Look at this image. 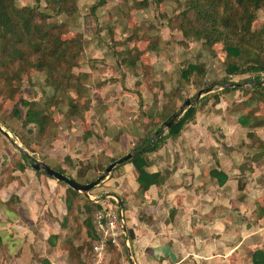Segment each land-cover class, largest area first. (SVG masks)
I'll list each match as a JSON object with an SVG mask.
<instances>
[{
  "label": "rangeland",
  "instance_id": "rangeland-1",
  "mask_svg": "<svg viewBox=\"0 0 264 264\" xmlns=\"http://www.w3.org/2000/svg\"><path fill=\"white\" fill-rule=\"evenodd\" d=\"M13 2L18 7H35V24L40 25L43 15H49L46 22L50 28L55 27V38L70 40L69 50L74 53L73 60L65 58L58 66L54 63L51 75L64 86L72 85L70 88L54 89L51 85L54 78L44 71L20 72L15 77L13 72L20 68L19 63H7L6 68H0L3 71L0 75V127L3 129L0 130V188L8 187L7 193L0 192V197L8 198L11 222L19 225L20 230L27 229L23 223L16 222L17 217L23 218L16 207L27 212L20 204L23 203L20 197H28L31 191L35 206L31 233L27 236L9 233L13 247L21 245L20 239L15 241L18 236L23 237L24 242L27 238L31 240L32 232L36 236L33 243L41 242L39 221L45 217L47 221L54 220L55 215H59L62 224L59 244L70 263L95 264L94 238L88 236V221L93 227V212L101 200L116 210L114 196H105L104 188L98 192L93 190L109 181V174L88 191L89 198L79 191L72 193L70 186L62 181L53 180L57 184L39 181L38 177L45 174L41 170L35 172L31 166L33 158L78 182L88 183L100 176L112 159L133 152L146 139H157V130L163 128L162 134L167 133L164 122L179 111L186 99H193L198 90L206 87L213 89L194 101L192 105L196 110L205 106L216 111L226 108L220 119L228 122V131L233 135L241 131L243 138L258 128L264 136V99L254 95L258 90L251 87L258 73L264 79V70L238 74L225 71L233 62L242 67L248 62L264 63V2L255 8L249 6L254 17L245 29L221 26L220 29L228 32L221 39L206 31L210 23L196 14L190 0ZM231 4L230 16L238 20V25L242 8L237 2ZM223 20L219 18L220 22ZM132 35L133 38L138 35L136 41ZM139 36L143 38L139 40ZM226 41L244 49L240 57L227 56ZM126 51L133 53L127 55V61L135 58L132 66L120 64L122 57L126 58ZM3 56L0 54V58ZM190 63L196 64L198 69L186 81L181 71ZM224 80L240 88L224 90L230 87L221 86L228 84ZM23 100L27 104L22 103ZM28 108L47 113L49 120L45 129L40 130L32 123L23 124ZM16 109L20 112L18 115ZM240 117L248 118L245 127L240 124ZM218 136L224 142L225 135L218 132ZM250 140L254 146L264 147L257 136ZM223 150L227 151L225 146ZM19 164H24L25 169L20 170ZM111 185L114 186L112 182L106 184L107 193H113ZM16 188L24 193L19 196ZM261 197L264 207V193ZM66 199L70 200L69 209ZM261 243L258 241L257 245ZM123 246L122 241L119 246L110 244L100 264H120L122 257L129 263ZM2 250L0 264H9L12 255L8 254V248Z\"/></svg>",
  "mask_w": 264,
  "mask_h": 264
},
{
  "label": "crops",
  "instance_id": "crops-1",
  "mask_svg": "<svg viewBox=\"0 0 264 264\" xmlns=\"http://www.w3.org/2000/svg\"><path fill=\"white\" fill-rule=\"evenodd\" d=\"M209 108L196 110L177 137L167 138L145 155L146 170L165 176L160 185L153 184L140 193L137 172L127 162L112 168L109 181L93 189L98 192L104 188L103 194L111 196L106 184L112 182L113 194L121 200L124 239L128 240L123 247L129 263L122 257L120 264H253V253L264 252V147L254 146L247 135L242 138L241 131L235 135L228 131V122L220 119L226 108ZM257 129L252 131L264 144ZM218 132L225 135L224 142ZM212 169L227 175L222 185L210 175ZM38 178L57 184L46 175ZM7 189L2 186L0 192L7 193ZM15 192L19 196L24 193L19 188ZM20 198L27 212L16 207L23 217L17 215L16 222L26 226L23 230L11 222L8 198L0 197V254L2 248H8L12 255L9 264H71L59 244V215L39 221L41 242L33 243L36 236L32 232L31 240L24 242L18 236L15 241L20 239L21 245L13 247L9 233L27 236L35 224L31 191L28 197ZM256 227L263 231L257 232ZM258 241L262 243L257 245Z\"/></svg>",
  "mask_w": 264,
  "mask_h": 264
},
{
  "label": "trees",
  "instance_id": "trees-1",
  "mask_svg": "<svg viewBox=\"0 0 264 264\" xmlns=\"http://www.w3.org/2000/svg\"><path fill=\"white\" fill-rule=\"evenodd\" d=\"M33 1L36 3L40 2V0ZM232 1L237 2L242 8V15L238 25V20H233L230 16ZM260 2H264V0H190V7L196 12L197 15L200 16V18L206 20L207 23H210V27H206V31L210 34H215L216 38L221 39L220 37H226L228 33L220 29L221 26L231 27L234 25V27H238L239 30L245 29L246 25L254 17V13L249 9V6L252 5L254 8L258 7ZM219 7L222 8L221 12H219ZM36 10L37 9H35V7L30 6L18 7L13 2V0H0V54L4 55L2 58H0V68H6L7 63H19L20 68L13 72V76L15 77H17L20 72L27 74L32 71H44L51 77L54 71V63H56V66H58L61 62L65 61V58L66 60H68V58L73 60L72 58L74 53L71 49L69 50L70 40H58L55 38V27L50 28L48 26L46 18L49 17V15L47 14L43 15V22L40 23V25L35 24L34 15L37 14ZM219 18H224V20L220 22ZM262 35L264 37V27ZM136 36L138 37V35ZM137 37L133 38L132 35L134 41H136ZM142 38V36H139V40ZM139 40H137V42H139ZM225 50L229 58H238L244 51V49L239 44L231 43L230 41L225 42ZM129 54L133 53L126 51V58L122 57L120 64L126 66L129 63V65L132 66L135 63V58L132 57L127 61V55ZM254 59L255 58H253V60ZM196 69H198L197 65L190 63L188 64L187 68L182 69L181 76L187 81L189 75ZM263 70L264 63L260 65L259 63L250 62H248V65L245 67H242L241 64L233 62L229 63L225 68V71L228 74H238L250 71L260 72ZM2 72L3 71L0 69V75ZM51 78H54L51 81V85L54 89L60 90L64 86L57 78ZM10 79L11 77L9 76L7 80L8 83ZM252 82L253 83L251 84V87L258 90V92H263L259 94L256 91L254 95L257 96L258 94L260 97H262V99H264V79L258 73ZM224 83H228L227 80H224ZM71 86L72 85H67L64 86V88H70ZM239 88L240 86L234 85L230 87H224V90ZM214 96L218 97V94H215ZM21 102L27 104V102L24 100ZM195 112V105L189 106L183 115L171 127L168 128L167 133L161 134V136L155 140L146 139L145 142L137 146L133 152L138 151L139 149H141V151L137 152L131 158L121 163L124 164L130 162L135 168L137 172L136 182L138 183V190L140 193L146 191L153 184L160 185L165 178V176L160 172H149L146 170L148 163L145 155L149 152L157 150L167 138L177 137L180 134L183 126L192 120ZM19 113V110L16 109L15 114L18 115ZM48 120V115L45 111H38L36 109L28 108L25 111L22 122L25 125L30 123L35 124L40 130H43L45 129ZM239 122L244 127L249 123L247 117H240ZM156 133L159 134L160 130H157ZM253 136H255V134L252 130L248 132L247 137L249 139L253 138ZM119 158L112 159L111 161L113 162ZM18 166L20 170L25 169L24 164H19ZM35 172L37 173L38 171L35 170ZM210 175L216 177L219 185H222L227 179V175L222 171H218L217 169H212L210 171ZM69 190L74 194L78 193V191H75L71 187ZM101 207L102 205L99 203V205H96L95 211ZM66 208H70V200L67 199ZM88 225V228H90V231H87L88 236L90 235L91 238H94L95 240V230L90 224V221H88ZM252 263L264 264V252L261 250H256L252 255ZM75 264L83 263L79 261Z\"/></svg>",
  "mask_w": 264,
  "mask_h": 264
},
{
  "label": "water",
  "instance_id": "water-1",
  "mask_svg": "<svg viewBox=\"0 0 264 264\" xmlns=\"http://www.w3.org/2000/svg\"><path fill=\"white\" fill-rule=\"evenodd\" d=\"M225 85H230V86H234L236 85V83H228V84H221L222 87H224ZM213 88L212 87H206V88H202L200 90L197 91L195 97L192 99L188 98L183 102V105L180 107L179 111L177 113L172 114L171 118L168 121L164 122V125L167 127V129L169 127H171L181 116V114L183 113L185 108H188L189 106H191L194 101H197L203 94L208 93L209 91H211ZM0 130H3L2 127H0ZM163 133V128H161L160 133H156V136L159 137L161 136V134ZM5 134L8 135L7 132H5ZM141 151V149H139L138 151L135 152H129L126 153L125 155H123L122 157H120L119 159L111 162L103 171V173L98 176L96 179L88 182V183H81L76 181L75 179L66 176L64 173H62L59 170H56L54 168H52L50 165L37 160L36 158H33V161L31 163V166L34 170H41L43 171V173H45L46 175L53 177L56 180L62 181L66 184H68L72 189H74L75 191H79L81 193H83L84 195H86L87 197L91 198V196L89 195L88 191L90 189H92L94 186L98 185L100 181H102L106 176H108V174L110 173V171L112 170V168H114L116 165L121 164L122 162L128 160L129 158H131L133 155H135L137 152ZM28 154V153H27ZM29 155V154H28ZM111 196H114L117 200L118 203V207L120 210V215L122 217V207H121V200L120 198L113 193H108ZM123 219V217H122ZM123 229L125 230V225L124 223L122 224Z\"/></svg>",
  "mask_w": 264,
  "mask_h": 264
},
{
  "label": "built area",
  "instance_id": "built-area-1",
  "mask_svg": "<svg viewBox=\"0 0 264 264\" xmlns=\"http://www.w3.org/2000/svg\"><path fill=\"white\" fill-rule=\"evenodd\" d=\"M99 203L102 207L93 212V227L96 238L92 243V248L96 257L95 264L101 263L110 244L119 246L122 241L125 246L128 245V240L124 239L125 231L122 226L124 222L117 201L116 210H113L112 205L106 204L103 200Z\"/></svg>",
  "mask_w": 264,
  "mask_h": 264
}]
</instances>
